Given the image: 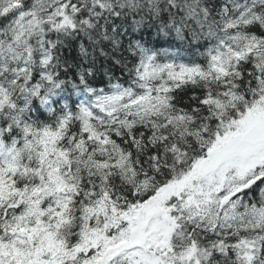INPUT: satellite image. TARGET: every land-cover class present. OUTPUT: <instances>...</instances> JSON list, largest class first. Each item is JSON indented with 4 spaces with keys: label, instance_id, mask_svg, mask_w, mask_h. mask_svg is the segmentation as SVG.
<instances>
[{
    "label": "snow or ice",
    "instance_id": "obj_1",
    "mask_svg": "<svg viewBox=\"0 0 264 264\" xmlns=\"http://www.w3.org/2000/svg\"><path fill=\"white\" fill-rule=\"evenodd\" d=\"M0 264H264V0H0Z\"/></svg>",
    "mask_w": 264,
    "mask_h": 264
}]
</instances>
